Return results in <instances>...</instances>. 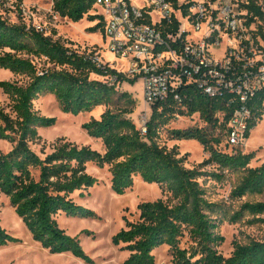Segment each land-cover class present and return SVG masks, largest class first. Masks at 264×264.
I'll use <instances>...</instances> for the list:
<instances>
[{
	"label": "trees",
	"instance_id": "obj_1",
	"mask_svg": "<svg viewBox=\"0 0 264 264\" xmlns=\"http://www.w3.org/2000/svg\"><path fill=\"white\" fill-rule=\"evenodd\" d=\"M95 2L53 0L52 9L72 22L87 16L89 21H97L90 31H102L101 17L91 14ZM241 6L262 16L254 0ZM36 59L43 65H38ZM0 69L22 78L0 81L8 100L5 105L0 103V140L12 144L8 152H0V198L5 195L9 199L42 247L93 262L79 236L66 233L57 221L61 213L80 218L96 216L73 198L76 192L83 194L98 182L88 171L92 163L99 168L109 167L111 188L116 194L126 193L140 177L144 182L159 184L167 197L141 202L138 218L126 219L125 227L113 235L112 243L127 253L123 264H155L154 251L162 246L169 248L170 264H264V240L235 241L229 256L218 250L225 240L219 232L225 220L237 222L249 215V224H264V201L246 202L229 217L220 203L210 199L201 182L205 177L221 181L225 174L238 172L240 180L232 197L242 199L248 194L264 193V162L252 167L254 152L244 153L226 143L227 122L237 107L229 104L230 96L210 98L195 85L184 84L178 90L179 99L171 94L150 106L144 135L130 116L136 100L108 82L117 78L120 84L127 80L135 84L137 79H129L109 64L97 61L93 52L81 53L47 31L23 21L13 23L3 15ZM48 94L55 97L62 111L74 115L107 107L100 118L83 125L89 136L102 141L104 152L65 137L58 138L49 149L43 145L39 153L32 149V143L42 140L39 128L56 124L55 117L41 115L34 107L38 98ZM249 104L253 116L248 137L264 116V90ZM194 114H199L204 127L168 128L177 117ZM165 129L171 140L198 141L209 157L197 167H187L179 146L169 148L161 143ZM216 130L220 134L216 135ZM223 137L228 150L219 148ZM208 165L215 170L204 171ZM18 241L0 225V245Z\"/></svg>",
	"mask_w": 264,
	"mask_h": 264
},
{
	"label": "rangeland",
	"instance_id": "obj_2",
	"mask_svg": "<svg viewBox=\"0 0 264 264\" xmlns=\"http://www.w3.org/2000/svg\"><path fill=\"white\" fill-rule=\"evenodd\" d=\"M53 0H0V15L9 21L16 23L23 21L28 25H35L43 28L47 33L52 34L55 39H60L67 46L78 50L81 53H94L103 64H109L116 70H124L117 57L106 49L102 37V31H90L97 21H89L87 16L82 21L72 22L69 19L61 18L54 13ZM216 53H221L220 47ZM38 65H43L36 59ZM22 78L14 76L10 71L0 69V81H16ZM120 91H126L136 100L137 106L131 118L139 125L142 117L151 115L150 105L144 100L143 82L137 79L135 84L128 80L120 86ZM7 96L0 88V103H7ZM35 109L44 116L55 117L56 124L51 127H40L39 134L42 140L32 143L31 147L40 152L43 145L49 146L58 138L75 142L79 145H90L94 149L104 152L101 140L92 138L83 128L84 123L92 118H100L106 110V106H100L91 112L74 115L61 110L53 95H44L34 102ZM204 127L199 114L192 116H179L168 128ZM220 134L216 130V135ZM161 143L169 148L179 146L180 155L186 156L185 165L189 168L197 167L209 157L203 146L196 140H171L168 137L167 129L161 133ZM227 147V149H225ZM12 144L0 140V152H8ZM219 148L228 150L225 145V138ZM244 153L254 152L255 158L251 162L252 167L261 165L264 162V116L251 134L245 145L241 147ZM204 171L215 170L214 166L208 165ZM88 171L93 174L98 182L93 187L83 191V194L76 192L74 200L96 213L94 217H71L64 213L57 216L58 224L66 233L71 236H79L84 251L93 260L86 263L71 253L56 254L42 247L37 242L24 221L11 206L5 195L0 198V225L11 235L18 238V242L8 245H0V264H123L127 253L121 251L120 246L112 243V237L120 229L125 227L127 220L138 218V205L144 201H154L160 198L166 199L159 184L144 182L140 177L135 178L132 188L126 193L116 194L111 188V174L109 167L99 168L95 164H88ZM240 173H227L225 178L217 181L210 177L201 179L207 189L210 199L221 204L222 210L227 216H233L240 210L241 205L246 202L264 201V193L248 194L242 199L231 196L232 191L239 184ZM225 213V212H224ZM223 215V214H222ZM252 217L247 215L237 222L225 220L220 226L219 232L224 236V242L218 247L220 253L229 256L234 250V242H248L250 239L264 240V224H249ZM167 246H162L154 251L156 256L155 264H170V255Z\"/></svg>",
	"mask_w": 264,
	"mask_h": 264
},
{
	"label": "built area",
	"instance_id": "obj_3",
	"mask_svg": "<svg viewBox=\"0 0 264 264\" xmlns=\"http://www.w3.org/2000/svg\"><path fill=\"white\" fill-rule=\"evenodd\" d=\"M254 2L262 16L241 6L249 0H96L91 14L101 17L106 49L125 67L117 72L143 82L148 105L171 94L179 99L184 84L210 98L230 96L237 107L226 143L241 149L253 116L249 103L264 90V0ZM108 82L121 86L117 78ZM147 120L138 125L144 135Z\"/></svg>",
	"mask_w": 264,
	"mask_h": 264
},
{
	"label": "bare ground",
	"instance_id": "obj_4",
	"mask_svg": "<svg viewBox=\"0 0 264 264\" xmlns=\"http://www.w3.org/2000/svg\"><path fill=\"white\" fill-rule=\"evenodd\" d=\"M154 185V184H153ZM155 186V185H154Z\"/></svg>",
	"mask_w": 264,
	"mask_h": 264
}]
</instances>
